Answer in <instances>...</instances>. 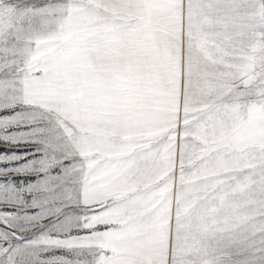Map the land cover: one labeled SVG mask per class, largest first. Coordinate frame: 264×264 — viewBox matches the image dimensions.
Instances as JSON below:
<instances>
[{
    "label": "snow or ice",
    "instance_id": "6c2138e0",
    "mask_svg": "<svg viewBox=\"0 0 264 264\" xmlns=\"http://www.w3.org/2000/svg\"><path fill=\"white\" fill-rule=\"evenodd\" d=\"M0 264H264V0H0Z\"/></svg>",
    "mask_w": 264,
    "mask_h": 264
}]
</instances>
